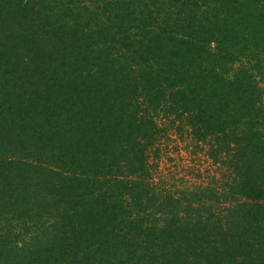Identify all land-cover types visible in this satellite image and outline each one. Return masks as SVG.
<instances>
[{
  "label": "trees",
  "instance_id": "1",
  "mask_svg": "<svg viewBox=\"0 0 264 264\" xmlns=\"http://www.w3.org/2000/svg\"><path fill=\"white\" fill-rule=\"evenodd\" d=\"M0 4V264H264V0Z\"/></svg>",
  "mask_w": 264,
  "mask_h": 264
},
{
  "label": "rangeland",
  "instance_id": "2",
  "mask_svg": "<svg viewBox=\"0 0 264 264\" xmlns=\"http://www.w3.org/2000/svg\"><path fill=\"white\" fill-rule=\"evenodd\" d=\"M1 1V0H0ZM13 1V0H12ZM25 3H29V1H26ZM5 6L3 4H0V31H5V30H10L13 28L15 22H16V16H13L14 12H16V9L15 11L13 10H9L8 12H5ZM1 15H7V17H3ZM28 32V31H26ZM51 32V30H49V33ZM13 35L12 36H9V38H4L2 39V37L0 36V50H5V49H8L10 47H13L14 46V42L16 41V39L22 37L23 35V31H20V32H14L12 33ZM48 36V34H47ZM47 36L43 37L42 39H39L36 43V47L34 49H36V59H43V55H41L39 53V51L45 47H47V44L49 43L50 44V40L47 41ZM87 41V40H86ZM59 44H57L54 48V51L58 52L60 47L58 46ZM22 47V50L21 51H25V48H24V44L21 45ZM41 47V48H40ZM89 47H93V46H89ZM32 49V50H34ZM52 49V48H51ZM52 52L51 54L58 58V62L60 63V60H63L64 61V58L62 56H60V52L59 54H56V52ZM29 54V53H28ZM16 55L14 54V57L15 58ZM33 57V56H32ZM35 58V56H34ZM27 69H30L31 70V64L26 67ZM23 69H25V67H23ZM28 70V71H30ZM26 71V72H28ZM182 150V149H181ZM183 154V153H182ZM171 155V154H170ZM155 162L158 161V169L163 173V176L173 182V184L175 186L177 185H180V183H178V181H181L180 179H183L184 178H188L190 175H188V173L190 172V166L189 164L190 163H187L184 161V159L182 160H179L177 158L175 159H169L166 157V155L162 156V158H155L154 159ZM205 167V168H204ZM210 167L212 169L211 173L214 174L216 177H217V173H215V171L213 170V167L212 166H209L208 164V161L202 163V174L200 176V178L198 179H195L193 180L192 178H188L189 181H184V183L186 185H189V183L193 182L195 184L199 183L201 181V178L203 177V175H205V170ZM172 176V178L170 177ZM22 194V193H21ZM19 196V193L15 194V197L17 198ZM11 214V213H10ZM10 214H8V217L10 216ZM1 224V223H0ZM22 236H20V240H21Z\"/></svg>",
  "mask_w": 264,
  "mask_h": 264
}]
</instances>
